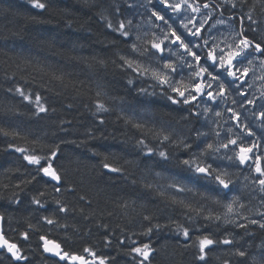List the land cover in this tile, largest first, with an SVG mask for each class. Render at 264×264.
<instances>
[{
    "label": "trees",
    "instance_id": "16d2710c",
    "mask_svg": "<svg viewBox=\"0 0 264 264\" xmlns=\"http://www.w3.org/2000/svg\"><path fill=\"white\" fill-rule=\"evenodd\" d=\"M41 2L48 5L46 9L33 8L30 0H0V215L5 237L20 246L27 264H79L48 257L40 236L88 259L83 249L91 248L106 258L105 264H139L142 258L131 249L143 244L154 249L151 264H205L198 259L196 246L202 235L234 241L211 246L207 264H224L225 260L254 264L253 258L260 264L264 229L249 221L263 195L242 178L247 168L227 167V160L221 163L236 182L234 190L228 191L183 166L182 160L206 143L216 142L212 127L202 123L197 106L171 103L150 76L120 66L121 56L137 60L140 54L131 48L135 43L131 26L129 37L107 27L109 22L114 27L127 22V0ZM235 2V9L216 0L214 6L221 5L216 11L223 19L232 17L238 29V17L251 12L255 23L245 19V34L257 41L264 39V0ZM17 87L33 94V102L24 100ZM98 91L107 112L96 110ZM35 94L40 95L46 113L36 114ZM161 128L171 134L172 141L183 138L191 149L161 143L154 135ZM197 130L208 133L207 139L197 140ZM13 131L19 135H11ZM139 140L154 152L147 154ZM10 144L14 147L9 148ZM57 144L60 151L54 167L62 174L63 186L37 175L35 166L15 151V147L36 148L39 154H48L49 147ZM160 151L167 152L168 159L161 158ZM104 162L122 171L111 172L103 167ZM174 183L191 191L178 193L170 187ZM54 185L60 187L59 192ZM234 196L242 198L247 207L241 215L248 217L234 220L247 228L224 223L225 205ZM172 197L190 204L191 209L174 203ZM33 198L42 206L33 203ZM62 206L66 212L58 211ZM209 213L220 215L221 220H207ZM45 217L55 220L56 226L48 225ZM29 224L34 228L29 229ZM157 224L159 228L154 227ZM177 224L190 229V238L176 231ZM149 227L153 231L144 235ZM23 232L29 234L27 241ZM237 250L247 255L240 257ZM0 264L25 261H15L2 250Z\"/></svg>",
    "mask_w": 264,
    "mask_h": 264
},
{
    "label": "snow or ice",
    "instance_id": "6c2138e0",
    "mask_svg": "<svg viewBox=\"0 0 264 264\" xmlns=\"http://www.w3.org/2000/svg\"><path fill=\"white\" fill-rule=\"evenodd\" d=\"M240 2L243 4L244 0H240ZM30 3L35 9L43 10L48 6L41 0H30ZM147 3L153 4V0H147ZM156 3L159 5V10L153 4L149 22H154L153 26L159 31V35L153 32L152 39L147 41L148 47H144L143 51H141V45L137 43H133L131 48L133 52H139L140 55L156 57L158 60L163 61L161 67L156 68L145 65L138 60L125 56L120 57V66L140 76H150L156 82V85L162 88V94L171 103L187 105L190 108L196 106V102L203 100L205 97L212 102H216L218 99L227 102L231 93L235 92L240 97V100L232 99L231 103L237 107H228L226 111L231 113L229 120H233L236 123L233 127L226 130L228 134L226 138L222 141L220 139V130H215L216 142L206 143L198 153H193L189 159H184L180 163L198 176L204 179H211L221 190L228 191L234 190L236 182L227 167H231L233 164L236 166H247L250 172L254 173L251 177V185L264 194V138H262V142L253 141L252 138L256 136V133L249 123L241 119L245 105L255 106L257 104L256 98H249L245 88L246 85L247 88L252 87V84L248 82L249 78H252L253 82L255 80L264 81V39L257 41L245 34V19L255 23L252 20L251 12L238 17L240 20V29L238 31L233 30L229 25V32L221 34V37L209 36L205 38V31L211 32L216 28V25L227 24V21L220 19L209 25V21L213 19L212 12L216 8L221 7V5L214 6V0L213 3L205 2L203 4L199 0H192V2L190 0H156ZM224 3L231 4L233 9L236 8L235 0H224ZM202 9L208 10L207 16H204L201 12ZM192 14H200V18L198 19L197 15ZM229 19H232V17H229ZM131 25L132 21L129 19L126 23L125 21H120L118 27H114L109 22L107 27L119 33L121 37H129L130 32L128 29ZM253 31L255 30L253 29ZM136 40L140 41L141 37L137 36ZM173 47L177 50L176 52H171ZM166 52H170L171 55L166 56ZM172 56H176V60H173ZM177 60L181 62V66L186 65L190 70L186 78L184 76H181L179 80L174 78L173 74L177 73ZM257 72H259V75H257ZM128 83L132 84L133 80L129 79ZM15 91L24 100L30 103L33 102V94H25V91L20 87H17ZM140 91L145 92L146 90L140 89ZM96 95L98 98L96 101L97 112L109 111L105 103L99 99L102 93L98 91ZM260 100L264 101V91L260 94ZM34 101L37 110L36 114L47 112V108L41 103L39 94L34 95ZM260 108L261 111L258 114L253 111L252 116L260 120V127L264 129V103L260 104ZM211 111V108L204 109L205 114ZM222 115V112H214L215 117H221ZM135 127L142 128L143 125L137 124ZM217 128L219 129V125H217ZM234 129H236L235 132ZM3 134L9 135L10 133L4 131ZM11 135L18 136L19 133L13 131ZM154 135L161 143L174 142L189 150L192 147L183 138L172 141L171 134H166L164 128L157 130ZM207 136L208 133L196 131L197 140L201 137L207 139ZM37 143L38 141H33V144ZM138 144L147 149V154L154 152V149L148 147L144 140H139ZM12 147L14 146L10 144L9 148ZM222 150L224 151V156L221 157L218 154ZM15 151L22 154L28 165L35 166L37 175L42 174L49 177L56 184L63 186L62 174L54 167L60 151L59 144L49 147L48 154H39L36 148L15 147ZM39 151L43 152V149ZM229 152H231V155H228ZM158 155L165 160L168 159V153L165 151H160ZM108 159V156L104 157L105 161ZM224 160L230 162L227 167H221V163ZM103 167L111 172L122 171L121 168L113 167L108 162H104ZM245 180H249V177L246 176ZM22 183H31V181H22ZM147 186L152 187V185ZM170 187L176 189L178 193L191 191V189L175 183L171 184ZM54 188L55 191H60V187L54 185ZM65 190L68 191L70 189ZM43 195L44 193H40V196ZM172 200L174 203L184 204L189 209L192 207L190 204H185L183 200L177 201L175 197H172ZM33 203L41 205V201L36 198H33ZM56 203L59 205L61 202L57 200ZM262 204H264V200H262ZM246 207L240 196H234L225 205L224 223H233L238 228H247V224L228 219L229 216H236L248 220L247 216L241 215L246 210ZM58 211L66 212L67 208L62 206ZM197 213L199 214V210H197ZM258 215L261 220L251 219L249 222L254 225L258 224L261 229H264V222H262L264 221V211H258ZM205 218L207 220H221L220 215H212L211 213ZM2 219L3 217L0 216V220ZM44 219L48 225L56 226L55 220L48 217ZM145 219L150 220L151 218L145 217ZM154 227L159 228L160 225L157 224ZM28 228L32 229L34 226L29 224ZM152 231L153 228L149 227L144 235H148ZM176 231L185 238H190V229L188 227L177 224ZM21 235L25 241L29 239L28 232H23ZM40 241L43 242V251L58 257L59 261H78L79 264H97L98 261V264H105L106 258L97 256L91 248L86 247L83 249V252L91 257V259H88L85 255L64 251L60 244L48 240L46 236H40ZM233 243L234 241L231 239L217 241L212 239L210 235H202L196 241L199 251L198 259L207 264L206 257L211 250V246L216 244L231 245ZM0 250H6L15 261H25V264H27L28 258L22 254L20 246L17 243L10 242L5 237L3 230H0ZM131 252L142 258L139 264H151L150 256L153 254L154 249L149 244L133 247ZM235 254L240 257L247 255L245 251L240 250H237ZM253 262L256 264L255 258H253ZM224 264H228V261L225 260ZM260 264H264V254H262Z\"/></svg>",
    "mask_w": 264,
    "mask_h": 264
},
{
    "label": "rangeland",
    "instance_id": "374dc122",
    "mask_svg": "<svg viewBox=\"0 0 264 264\" xmlns=\"http://www.w3.org/2000/svg\"><path fill=\"white\" fill-rule=\"evenodd\" d=\"M211 1L212 0H208L207 2L211 3ZM216 1L224 3V0H216ZM190 2H192V0H190ZM127 3H128L127 5L128 15L126 16L125 19L126 21L129 19L132 21L131 33L133 30V33L135 36V38L133 37V40H135V43L141 45V49L144 47H148L147 41L152 39V36H151L152 33L156 32L157 35H159V31L153 26L154 22H149V17L151 15L153 4L156 5L157 10H159V5L156 3V0H153V4H148L147 0H127ZM201 12L204 14V16H207L208 10L202 9ZM192 15H197V18L198 19L200 18V14H192ZM212 16H213V19L209 21V25L215 23L216 20L223 19L216 10L212 12ZM223 20L227 21V24H218L216 25V28L213 29L211 32L205 31L204 34L207 32L205 37L206 38H208L209 36L221 37V34L229 32V25L231 26L233 30H237V31L239 30L238 27L236 26V22L234 23V21H232L231 19H223ZM155 23H158V22H155ZM137 36L141 37L140 41L136 40ZM176 51L177 50L175 49V47H173L171 50V52H176ZM165 55L170 56L171 53L166 52ZM171 58L173 60H176V56H172ZM137 60L140 61L141 63L146 62L145 65H150L156 68L161 67L163 63V61L158 60L156 57L147 56L145 58L144 55H140V54L138 55ZM189 71L190 70L186 67V65L181 66V62L177 60V73H174L173 76L177 80H179L181 76H184L186 78L189 74ZM257 75H259V72H257ZM248 82L252 84L251 88H247V85L245 86L248 92L249 98L255 97L257 100V104L255 106L245 105V109L243 110L244 114L241 119L242 121L249 123L253 131L256 133V136L253 137L252 140L256 142H262V138H264V129L260 127V120L252 116V112L255 111L258 114L261 111L260 104L264 103V101L260 100V94L262 91H264V81L255 80V82H253L252 78H249ZM232 99H237L239 101L240 97L237 96L235 92H232L231 95L228 97L227 102L220 101L219 99L216 102H212V101H209L207 97H205L203 100H198L196 102V106H197L196 109L197 111H199V116L202 119V123L204 125L208 123L212 127L214 132L215 130H220L221 132L220 139L222 141L228 135L226 130L230 127H233L234 124L236 123L233 120H229L231 113L226 111L228 107H237L236 105H232L231 103ZM205 108H211L212 111L205 114L204 112ZM216 111L222 112L223 115L221 117H215L214 112ZM217 125H219V129L217 128ZM235 131L236 129H234V132ZM218 155L221 157L224 156V151L222 150L221 153H219ZM228 155H231V152H229ZM244 167H246L247 170L242 171L243 173L242 178L245 180V177L248 176L249 180H245V181H248L246 183L250 186L251 177L252 175H254V173H251L250 169L247 166H244ZM262 195H263L262 199L264 200V194ZM257 202L259 201H255V204ZM258 211H264V204L257 205V207L252 210L250 218L261 220V217L258 215ZM242 214H244V212ZM228 218L230 220H234L235 218L239 219L236 216H229Z\"/></svg>",
    "mask_w": 264,
    "mask_h": 264
},
{
    "label": "water",
    "instance_id": "95a60500",
    "mask_svg": "<svg viewBox=\"0 0 264 264\" xmlns=\"http://www.w3.org/2000/svg\"><path fill=\"white\" fill-rule=\"evenodd\" d=\"M54 182V181H53ZM56 183V182H55ZM0 230H3V228H2V220H0ZM43 243V242H42ZM0 251H2V250H0ZM45 254L48 256V257H50V258H56V259H58L59 260V258L58 257H56V256H54L53 254H51V253H46L45 252ZM63 262V261H62ZM72 262V261H71Z\"/></svg>",
    "mask_w": 264,
    "mask_h": 264
},
{
    "label": "bare ground",
    "instance_id": "6f19581e",
    "mask_svg": "<svg viewBox=\"0 0 264 264\" xmlns=\"http://www.w3.org/2000/svg\"><path fill=\"white\" fill-rule=\"evenodd\" d=\"M144 5V4H143ZM220 15V14H219ZM235 26V24H234ZM222 32V31H221ZM199 112V111H198ZM199 120V119H198ZM25 193V192H24ZM1 216V215H0ZM2 228H3V219H2ZM4 229V228H3ZM57 243V242H56ZM45 253V252H44Z\"/></svg>",
    "mask_w": 264,
    "mask_h": 264
}]
</instances>
